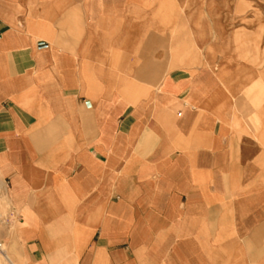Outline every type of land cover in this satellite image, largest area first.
I'll return each instance as SVG.
<instances>
[{"label":"crops","instance_id":"obj_1","mask_svg":"<svg viewBox=\"0 0 264 264\" xmlns=\"http://www.w3.org/2000/svg\"><path fill=\"white\" fill-rule=\"evenodd\" d=\"M199 16L0 0V264H264V70Z\"/></svg>","mask_w":264,"mask_h":264},{"label":"rangeland","instance_id":"obj_2","mask_svg":"<svg viewBox=\"0 0 264 264\" xmlns=\"http://www.w3.org/2000/svg\"><path fill=\"white\" fill-rule=\"evenodd\" d=\"M185 1L188 14H200L197 23L203 27L211 23L233 45L236 56L264 70V0Z\"/></svg>","mask_w":264,"mask_h":264}]
</instances>
